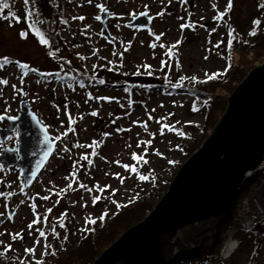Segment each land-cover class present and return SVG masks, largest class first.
<instances>
[{"label":"rangeland","instance_id":"obj_1","mask_svg":"<svg viewBox=\"0 0 264 264\" xmlns=\"http://www.w3.org/2000/svg\"><path fill=\"white\" fill-rule=\"evenodd\" d=\"M159 1L63 0L59 39L51 45L25 29L23 0H15L12 13L19 22L0 12V80L8 81L0 84V117H18L25 100L56 142L51 160L30 187L18 169L0 166V188L6 187L0 191V264H57L64 233L58 222L64 216L76 227L78 242L120 207L156 206L209 135L206 106L196 107L187 88L209 76H227L230 33L242 32L245 42L253 41L255 22L264 21V0H232L230 8L228 0ZM142 13L150 19L149 29L128 27ZM104 26L112 40L102 34ZM70 68L89 77L63 76ZM6 145L18 146L16 133ZM2 149L0 142V155ZM38 217L40 222L33 223ZM219 225L202 234L194 226L180 229L173 243L179 236L190 244L174 247L173 260L165 264L211 241ZM224 230L218 257L209 264H264V242L238 217ZM230 232L237 247L224 261L220 250ZM8 245L11 250L5 252Z\"/></svg>","mask_w":264,"mask_h":264},{"label":"water","instance_id":"obj_2","mask_svg":"<svg viewBox=\"0 0 264 264\" xmlns=\"http://www.w3.org/2000/svg\"><path fill=\"white\" fill-rule=\"evenodd\" d=\"M101 18L105 25L108 13L104 12ZM128 27L149 29L150 19L140 14ZM102 34L112 40L105 26ZM2 117L0 166L18 169L24 186L30 187L51 160L56 142L25 100L18 117ZM14 133L18 146L11 148L6 143ZM204 140L182 165L153 211L94 264L171 262L174 247L190 244L185 246L179 236L173 243L180 229L218 221L231 211L239 189L264 161V61L228 97L225 113ZM0 191H6V187ZM13 212L9 210L8 215Z\"/></svg>","mask_w":264,"mask_h":264},{"label":"trees","instance_id":"obj_3","mask_svg":"<svg viewBox=\"0 0 264 264\" xmlns=\"http://www.w3.org/2000/svg\"><path fill=\"white\" fill-rule=\"evenodd\" d=\"M62 1L34 0V3H32L30 0L29 5H27L28 11L32 10L34 16L26 21L25 29L32 32V34H36L34 29H38L43 33L44 38L50 42V45L56 42L59 39V26L63 21L64 6ZM6 2L9 7L4 10L14 13L17 8L15 0H6ZM37 21H40V23ZM30 23L34 25V29L29 28ZM251 33H255L251 34L254 40L245 42L242 32L231 31L229 37L231 46H228L230 49V68L224 79H210L187 88L196 99V107L206 106L207 132L209 134L225 113L228 106V97L240 84L239 77H246L251 70L264 61V21L257 20ZM48 51L52 52V50ZM67 70L69 74H64L65 77H72L79 81H84L89 77V75L74 68ZM250 182L248 181L245 186ZM154 207L151 203L120 207L115 215L105 216L102 223H95L90 236L78 242H76L78 236L76 227L69 216H64L58 222L64 233L61 242L62 253L58 255L57 264H94L105 250L112 246L131 227L143 221L153 211ZM230 210L221 220L211 241L200 244L190 253L178 255V260L172 264H209L212 259H216L218 257V248L216 247L217 244L222 243V232L235 218L234 207L232 206Z\"/></svg>","mask_w":264,"mask_h":264},{"label":"built area","instance_id":"obj_4","mask_svg":"<svg viewBox=\"0 0 264 264\" xmlns=\"http://www.w3.org/2000/svg\"><path fill=\"white\" fill-rule=\"evenodd\" d=\"M248 181L251 182L245 186ZM235 199L234 221L238 217L244 228L253 232L257 227V239L264 242V161L243 183ZM236 247V240H227L220 250L221 260H229Z\"/></svg>","mask_w":264,"mask_h":264},{"label":"snow or ice","instance_id":"obj_5","mask_svg":"<svg viewBox=\"0 0 264 264\" xmlns=\"http://www.w3.org/2000/svg\"><path fill=\"white\" fill-rule=\"evenodd\" d=\"M31 2L32 3H34V0H31ZM23 3L27 6V5H29V3H30V0H23ZM89 3H91V0H89ZM231 5H232V0H228V7L230 8L231 7ZM9 7V5H8V3L6 2V0H0V12H2L4 9H7ZM97 7H99V8H101V10H106V9H104V6L103 5H97ZM163 13H160V15H162ZM10 16H12V17H14L15 19H16V21L17 22H19V17L18 16H15V14H12V13H10L9 14ZM142 15H147V13H142ZM34 16V12L32 11V10H29L27 13H26V16H25V19L26 20H29V19H31L32 17ZM223 17V14H220V16H218V17H216L217 19H221ZM4 18H8V17H4ZM77 19H84L83 17H77ZM96 19L97 20H99L100 19V16H96ZM181 19H183L182 17H181ZM38 23H40V21H37ZM187 25H181V28L183 29L184 27H186ZM29 28H31V29H34V25L33 24H29ZM34 31L36 32V34H37V36H38V38H39V40H40V42L42 43V44H47L48 43V40L47 39H45L44 38V35H43V33L42 32H40L38 29H34ZM251 34H255V33H251ZM26 35H27V33H25V32H22L21 33V36L22 37H26ZM161 35H163V34H161ZM157 39H159V37H157ZM179 43V42H178ZM219 45H217V47H218ZM229 46H231V41H229ZM174 47V46H173ZM4 62H8V58L7 57H5L4 58ZM18 66L20 67V68H27V65H22V64H18ZM4 67V64L3 63H0V68H3ZM27 73H25V75H26ZM214 75H216V74H213V76ZM211 78H213L212 76H209V79H211ZM102 82V81H101ZM8 83V81L7 80H0V84H7ZM12 87L15 89V85H12ZM99 99H107V98H104V97H100ZM96 113H93V115H95ZM0 119H3V117H0ZM73 121H72V118H71V116L69 117V123L71 124ZM73 131H74V129H73ZM161 131H163V129L161 130ZM64 135H67V133H65ZM49 153H46V155H48ZM85 159H87V157H85ZM133 159H137V157H136V155L135 154H133ZM139 159L140 160H143V157H139ZM144 163H147V161L145 160L144 161ZM37 167H40V165H38ZM129 166H127V165H125V168H128ZM135 169L133 168V171H134ZM33 175H35V173H33ZM141 180H146V179H148V177L147 176H145V175H140V177H139ZM45 199H47V197H45ZM98 199V198H97ZM48 211H51V209H49ZM38 222H40L39 221V217L36 219V220H34L33 221V223H38ZM90 223H95V221H89ZM32 227V225L30 224L29 225V228H31ZM17 236H19L20 234L19 233H17L16 234ZM40 235L43 237L44 235H45V233L43 232V231H40ZM36 243H40L39 241H36ZM48 247V245H45V248H47ZM9 250H11V245H8L6 248H5V252H7V251H9ZM25 251L26 252H29V253H32V252H34L35 251V249H25Z\"/></svg>","mask_w":264,"mask_h":264},{"label":"bare ground","instance_id":"obj_6","mask_svg":"<svg viewBox=\"0 0 264 264\" xmlns=\"http://www.w3.org/2000/svg\"><path fill=\"white\" fill-rule=\"evenodd\" d=\"M148 0H143V4L145 5L146 4V2H147ZM157 3H160V1L158 0V2ZM150 6H152V5H150ZM146 8V10L148 9H150V7H147V6H143V8ZM224 218V217H223ZM222 218V219H223ZM216 222H218V221H212V222H210V224H205V225H201V224H197V225H193L196 229H197V231L199 230V233H203V231L207 228V227H212L213 225H215V223ZM233 222H234V219L233 220H231V223L233 224ZM197 234H198V232H197ZM214 235H215V233H214ZM232 236H233V234H232V232H230L229 233V235H228V238H232ZM182 241H183V239H181ZM230 240H232V239H229L228 241H230Z\"/></svg>","mask_w":264,"mask_h":264}]
</instances>
